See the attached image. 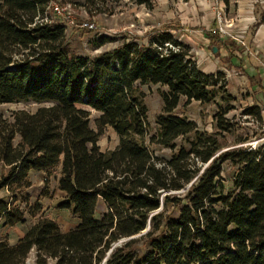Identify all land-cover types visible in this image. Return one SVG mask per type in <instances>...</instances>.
I'll return each mask as SVG.
<instances>
[{
	"label": "trees",
	"instance_id": "obj_1",
	"mask_svg": "<svg viewBox=\"0 0 264 264\" xmlns=\"http://www.w3.org/2000/svg\"><path fill=\"white\" fill-rule=\"evenodd\" d=\"M51 2L0 0V105L49 103L0 115V192H7L0 228L35 220L14 245L0 239V264H25L31 251L35 264H264V144L237 147L248 140L240 139L223 150L234 126L226 118L232 107L217 102L233 100L222 73L200 71L170 27L145 42L122 37L92 58L71 55L64 23L49 17ZM206 38L210 51L239 50L217 29ZM149 84L165 87L153 135L138 91ZM181 98L184 106H219L214 132L174 113ZM89 110L99 114L96 130ZM243 114L262 126L258 106ZM105 127L118 137L113 150L97 145ZM150 145L171 150L170 158L155 156ZM224 163L236 168L229 189ZM56 171L63 195L56 208L78 221L68 231L43 215L41 199L51 196ZM30 172L44 174L34 202Z\"/></svg>",
	"mask_w": 264,
	"mask_h": 264
},
{
	"label": "rangeland",
	"instance_id": "obj_2",
	"mask_svg": "<svg viewBox=\"0 0 264 264\" xmlns=\"http://www.w3.org/2000/svg\"><path fill=\"white\" fill-rule=\"evenodd\" d=\"M225 0H153L151 9L144 6H137L132 0H52L50 3L49 17L51 20H59L65 25V38L68 44L69 53L78 57L92 58L104 51H109L120 44L122 37L137 38L143 42L147 40L149 34L160 30L163 27H168L171 22L177 23V20L193 18L196 22H202L207 16L213 17L217 22V27L221 25L226 31L230 26L225 18ZM57 4L60 8L67 11L74 25H67L68 22L64 17H57L53 14L51 5ZM220 18V19H219ZM177 19V20H176ZM186 21V20H185ZM82 23L92 25L93 28L79 27ZM224 23L226 26H223ZM102 37H108L107 41L101 42ZM176 37V35H175ZM101 43V44H99ZM196 43V42H195ZM197 46V45H196ZM194 47V45H193ZM200 47L190 53L193 57H200ZM191 50V49H190ZM191 52V51H190ZM199 52V53H197ZM208 53V52H205ZM208 55V54H207ZM223 75L221 85L224 87L226 95H230L233 100L221 102L217 98V102L222 107L226 105L232 107L228 112L226 118L230 120L234 126L230 134L224 135L225 146L223 150L234 148L236 141L240 139H248L246 143L238 144L237 147L252 146L257 144H264V136H261L264 131V116H262V126H259L254 118L245 116L243 112L251 106V99L253 92L245 90L229 84L226 76ZM228 81V82H227ZM247 89V84H242ZM228 86V87H227ZM243 87V86H242ZM160 90H165V87L159 85H138V91L142 94L143 102L148 109V125L149 133L153 135L157 132V127L154 123L155 117L161 113L162 100L159 95ZM253 101V99H252ZM184 99L181 98L175 114L178 116H185L189 120L194 121L199 130L207 133L214 132L212 128V118L219 106L215 103L208 106H200L197 102H191L184 106ZM49 103H33L23 102L14 104L0 105V115L4 118H10L14 111L25 110L34 112L41 106H48ZM90 111L89 121L92 129L96 130V119L99 114L93 110ZM261 127V128H260ZM118 143V137L109 127L102 130V136L99 138L97 144L101 151L112 150ZM181 143V139L177 140V144ZM150 149L154 155L159 158H170L172 151L161 148L156 145H150ZM236 168L230 164H223L222 179L226 189L230 188L231 179ZM6 172V168L0 164V176ZM58 178V171L52 174L49 178L48 191L51 195L48 198L41 199L43 205V215L50 219L58 221V224L63 230H67L75 225V217L68 211L59 210L55 204L61 198V193L56 189V181ZM44 184L39 188L33 186L29 189L31 195V202L38 199ZM4 193L1 191L0 195ZM98 211H104V206L99 203ZM99 218V214H97ZM35 222L34 219H28L26 225H17L15 227L0 228V238L9 237L11 241L15 238L25 234L31 224ZM145 231V230H144ZM143 231V232H144ZM142 233L134 236L138 238ZM132 238V239H133ZM129 239H123L117 244L125 242ZM25 264H35V251H31ZM48 264H51L49 262Z\"/></svg>",
	"mask_w": 264,
	"mask_h": 264
},
{
	"label": "crops",
	"instance_id": "obj_3",
	"mask_svg": "<svg viewBox=\"0 0 264 264\" xmlns=\"http://www.w3.org/2000/svg\"><path fill=\"white\" fill-rule=\"evenodd\" d=\"M224 5L225 18L230 24L227 28L230 29L227 30L228 35L221 37L224 41L234 42L239 49L230 52L231 54L223 47L218 51L216 49L215 52L209 49L211 46L206 34L215 32L217 28V22L213 17L207 16L202 22H196L193 18L185 19L186 21L184 18L180 21L176 19L177 23L171 22L167 26L184 45L191 49V54L196 47H200V57L197 58V55L193 57L200 71L207 74H224L229 84L245 90L244 96L247 95V90L252 91L251 106H258L264 116V0H225ZM243 83L248 85L247 89L242 85ZM29 179L31 187L41 188L44 174L30 172ZM2 192L4 194L0 197L7 196L5 190ZM61 201H63L62 194L55 206ZM77 222L75 218V225L64 231L74 228ZM21 237L22 234L13 241L9 237L5 239L9 245H14Z\"/></svg>",
	"mask_w": 264,
	"mask_h": 264
},
{
	"label": "built area",
	"instance_id": "obj_4",
	"mask_svg": "<svg viewBox=\"0 0 264 264\" xmlns=\"http://www.w3.org/2000/svg\"><path fill=\"white\" fill-rule=\"evenodd\" d=\"M51 9H52L53 14L56 15L57 17H64L65 20L68 22L67 25H74V21L71 19L70 15L67 13V11L60 8L57 4H52ZM223 26H226V24L224 23ZM79 27H81V28L89 27L90 29L93 28L92 25H88L87 23H82ZM216 29L221 35L226 34V31L224 30V28L221 25H219V27H217Z\"/></svg>",
	"mask_w": 264,
	"mask_h": 264
},
{
	"label": "water",
	"instance_id": "obj_5",
	"mask_svg": "<svg viewBox=\"0 0 264 264\" xmlns=\"http://www.w3.org/2000/svg\"><path fill=\"white\" fill-rule=\"evenodd\" d=\"M216 51V48H213V52H215ZM149 229V227H147L146 229H145V231L142 233V234H144L147 230ZM133 237H131V238H129V239H132Z\"/></svg>",
	"mask_w": 264,
	"mask_h": 264
}]
</instances>
